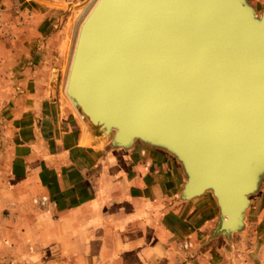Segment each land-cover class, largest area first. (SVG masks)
Returning a JSON list of instances; mask_svg holds the SVG:
<instances>
[{"label": "water", "instance_id": "water-1", "mask_svg": "<svg viewBox=\"0 0 264 264\" xmlns=\"http://www.w3.org/2000/svg\"><path fill=\"white\" fill-rule=\"evenodd\" d=\"M65 93L114 149L172 156L182 200L209 193L214 237L244 228L264 178V10L247 0H97Z\"/></svg>", "mask_w": 264, "mask_h": 264}, {"label": "crops", "instance_id": "crops-1", "mask_svg": "<svg viewBox=\"0 0 264 264\" xmlns=\"http://www.w3.org/2000/svg\"><path fill=\"white\" fill-rule=\"evenodd\" d=\"M24 36L0 42V240L33 246L37 264H264V189L240 232L214 237L215 200L181 199L172 156L139 142L112 148L42 66L17 68Z\"/></svg>", "mask_w": 264, "mask_h": 264}, {"label": "rangeland", "instance_id": "rangeland-1", "mask_svg": "<svg viewBox=\"0 0 264 264\" xmlns=\"http://www.w3.org/2000/svg\"><path fill=\"white\" fill-rule=\"evenodd\" d=\"M14 2L21 6L20 17L11 8L4 9L2 20L7 26L0 32V42L5 47L15 46L17 37L25 35L24 41L19 44L29 54L19 58L22 61L17 62L20 66L17 68L42 66V78L55 86V90L62 91L77 27L90 0H12V5ZM260 189H264V178ZM22 244L19 246L7 238L0 240V264H37L40 252L35 251L33 246L25 245V242ZM195 255L193 257L196 258ZM211 257L215 261L216 252Z\"/></svg>", "mask_w": 264, "mask_h": 264}, {"label": "bare ground", "instance_id": "bare-ground-1", "mask_svg": "<svg viewBox=\"0 0 264 264\" xmlns=\"http://www.w3.org/2000/svg\"><path fill=\"white\" fill-rule=\"evenodd\" d=\"M97 2V0H90L89 4L87 5L86 9H85V13L79 23V26L77 27V32H76V37H75V41H74V45H73V49H72V52H71V56H70V61H69V65H68V71L66 72L67 73V76H66V79H65V82H64V87H63V92H64V95L66 97V99L68 101L69 98L67 97L66 93H65V88H66V82H67V79H68V73H69V69H70V65H71V61H72V56H73V52H74V47H75V44H76V40H77V37H78V33H79V30H80V27L83 23V21L86 19V17L88 16V14L90 13L91 9L94 7L95 3ZM71 102V101H70ZM72 104V102H71ZM73 105V104H72ZM73 107L76 109V107L73 105ZM76 111L78 112V110L76 109ZM79 113V112H78ZM80 114V113H79ZM81 115V114H80ZM82 116V115H81Z\"/></svg>", "mask_w": 264, "mask_h": 264}, {"label": "built area", "instance_id": "built-area-1", "mask_svg": "<svg viewBox=\"0 0 264 264\" xmlns=\"http://www.w3.org/2000/svg\"><path fill=\"white\" fill-rule=\"evenodd\" d=\"M21 6L19 5V3L17 2H14L13 5H12V8L11 10L14 12V14L17 16V17H20L18 15H20L21 13ZM5 10L3 8H0V32H3L5 30V27L7 26L5 24V22L2 20V17H3V14H4ZM46 203V198H41V200H39V205L40 206H44ZM191 245L190 244H184V247L185 248H188L190 247Z\"/></svg>", "mask_w": 264, "mask_h": 264}]
</instances>
